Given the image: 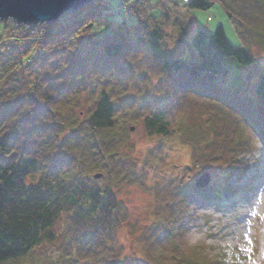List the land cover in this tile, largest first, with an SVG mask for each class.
Here are the masks:
<instances>
[{"label": "trees", "instance_id": "obj_1", "mask_svg": "<svg viewBox=\"0 0 264 264\" xmlns=\"http://www.w3.org/2000/svg\"><path fill=\"white\" fill-rule=\"evenodd\" d=\"M129 1L110 14L106 11L114 5L105 1L86 4L68 25L49 23L41 40L27 26H0V264H28L43 246L53 257L49 264L155 263L147 257L134 262L119 245L125 212L120 190L136 178L135 166L132 169L130 160L120 157V149L128 146L129 130L119 114L124 104L113 98L115 88L124 92L137 88L153 61L164 77L161 94L123 97L130 109L136 99L144 103L140 105L146 113L133 115H143L150 135L173 134V113L185 95L202 99L214 112L207 122L210 127L196 131L198 137L191 131L185 134L201 148L193 156L202 161L201 170L235 172L239 151L228 141L232 137L250 154L251 140L243 139L244 127L257 129L264 139V70L258 81H250L253 94L246 93L243 74L255 64L249 49L244 44L233 47L221 25L213 34L198 27L190 40L186 38L188 16L198 18L200 11L220 5L240 34L264 43V0H183L182 5L153 0L151 6ZM171 11L182 13L173 17ZM114 22L122 27L115 29ZM170 23L175 31L171 35L163 30ZM88 25L93 32L89 38L84 34ZM167 38L175 40L174 51L166 48ZM185 40L187 51L181 46ZM230 59L242 68L238 78H230ZM98 70L106 73L105 82L112 86L91 95L83 85L90 72ZM88 94L89 107L77 112L80 99ZM229 156L234 162H228ZM98 171L104 174L101 179L94 178ZM219 186L213 178L211 190L216 195ZM181 187L172 193L173 203L181 196L191 200L199 191L187 185L183 195L178 193ZM170 211L169 222L157 224L166 228L180 220ZM171 233L166 228L161 236L174 254L171 263L200 264L176 248Z\"/></svg>", "mask_w": 264, "mask_h": 264}, {"label": "rangeland", "instance_id": "obj_2", "mask_svg": "<svg viewBox=\"0 0 264 264\" xmlns=\"http://www.w3.org/2000/svg\"><path fill=\"white\" fill-rule=\"evenodd\" d=\"M102 1L114 5V8L111 11H106V14L118 13L120 7H125V5L120 6L124 0ZM169 1H174L180 5L183 3V0ZM133 2L139 4L145 2L148 6L154 3L153 0H130L128 4L131 5ZM82 9L84 8L62 15L56 21L60 25L59 27H64L63 25H68L72 19H76ZM181 13L176 14V11H171L173 17L175 15L181 16ZM198 16V18L188 16L190 19V22L187 21L188 24L186 22V38L188 40L191 39L198 27L213 34L216 28L221 25L233 47L241 48L244 44V47L249 49L255 64L243 76L245 89L248 90L246 93L253 94L250 92L253 90L250 81H258L264 70V43L250 34H240L236 25L220 5L214 6L209 11H200ZM48 24L39 25L36 32L43 37L38 38V40L46 36ZM1 25L25 26L15 24L12 21L0 23ZM113 26L115 29L122 27L116 22ZM173 26L171 23L164 25V32L169 35L173 34L175 32ZM89 27L91 26L88 25V28L84 29V34L88 35V38L93 35ZM165 45H167L166 48L174 51L175 40L167 38ZM181 46L187 51L189 48L188 41L185 40ZM139 55L144 57L142 52ZM129 61L134 63L132 58ZM228 65L231 66L230 78H238L237 75L241 73L240 70L242 69H239V64L230 59ZM150 68L152 70H148L147 76L139 80L137 88L132 86L126 92L115 88L116 93L113 92L115 101L124 104V108L120 109L119 114L123 118L121 120L127 121L126 127L129 130L125 137L129 143L128 146L120 149V157L129 159L131 164L128 163L132 169V166H135L133 170L135 171L134 178H136L135 181L125 183L120 190L119 198L124 202L125 212L122 216V232L120 231L118 235L121 241L119 245H122V248L125 247V252L132 256L134 262L142 257H147L148 260L154 259V264H172L169 259L172 258L170 255L174 254L169 253L165 239L161 238L165 229L168 228L172 232V236L175 237L176 248L181 250L185 254L184 256L188 255L197 263L264 264V139L261 133L250 127H244L243 139L246 137V139L251 140L252 152L250 154L245 153L248 152L247 146L242 145L238 148V141L230 138L229 145H236V152L239 151L234 158L237 162L233 164L235 172L226 175L221 171L214 174L201 170L202 161H196L197 158L194 160L193 157L199 155L201 148H196L198 145H195V140L189 138L190 136L187 138L185 134L191 131L198 137L197 132H199L200 126L204 128L211 125L207 122L210 120L209 116L214 112H210L202 99L194 96H182L177 105L179 108L175 109L173 113L175 122L171 120L176 129L172 135L167 137L152 136L146 131L143 124V115L146 113L145 106L141 107L142 102L138 104L139 99H136L137 104L135 103L133 108L131 107L132 109L129 107L130 102L123 99L127 93L137 95V97H143V94L149 97L159 96L162 86H164L162 84L164 77L158 75L154 61ZM100 70L103 71L104 69ZM100 70L94 73L90 72L87 82L83 85V87L89 88L91 95L99 94L104 89L110 90L112 86V84L105 82L107 75L101 73ZM134 70L135 68L127 77H132ZM136 70L139 73L142 71L141 67ZM117 77L115 75L114 79ZM127 77L124 81L129 79ZM148 88L151 89V93L149 90L147 91ZM146 95L144 97H148ZM90 99L89 94L88 97L87 95L83 96L80 99V109L76 111H85L90 105ZM215 110L218 111V109ZM137 112H142L143 115L135 118L137 115L134 116L133 114ZM132 127L134 128L133 131H131ZM218 127L219 130H223L220 126ZM226 133L223 130V135L229 138ZM231 139L233 140L231 141ZM230 159L234 162L230 156L228 162ZM186 165L190 167H185ZM239 165H242L241 168ZM97 173L103 174L100 171ZM205 173L210 175L211 181L213 178L218 181L220 185L218 195L214 194L211 186L208 185L198 187L199 191L193 192L191 200H183L184 197L181 196L174 203L171 201V195L176 188L178 190V187L182 186L178 193L184 195V187L187 185L196 186V180ZM218 201H231L232 205L221 209L217 205ZM174 205L176 208H173ZM171 209L174 210L173 216L177 215L180 220L174 223L171 221L165 228L164 224L169 222L168 218L173 213H171ZM158 221L165 222L164 224H157ZM157 237L161 239L160 242L156 241ZM46 250L47 246L41 247L36 252L35 259H30L28 264H49L52 262L53 257L48 255ZM177 251L174 249V252ZM191 264H193L192 261Z\"/></svg>", "mask_w": 264, "mask_h": 264}, {"label": "water", "instance_id": "obj_3", "mask_svg": "<svg viewBox=\"0 0 264 264\" xmlns=\"http://www.w3.org/2000/svg\"><path fill=\"white\" fill-rule=\"evenodd\" d=\"M94 1L102 0H0V23L12 21L25 26L53 23L65 13L78 10ZM133 130L132 127L131 131ZM102 177V173L94 175L95 179ZM210 181V175L205 173L196 180V187H205Z\"/></svg>", "mask_w": 264, "mask_h": 264}, {"label": "built area", "instance_id": "obj_4", "mask_svg": "<svg viewBox=\"0 0 264 264\" xmlns=\"http://www.w3.org/2000/svg\"><path fill=\"white\" fill-rule=\"evenodd\" d=\"M106 13H107V12H106ZM39 25H40V24L33 25V26H27V27L31 29V31H30V32H31V34H33V36H35V35H36V36H39V37L41 38V37H43V36H42V35H40V34H37V32H36V31H37V29L39 28Z\"/></svg>", "mask_w": 264, "mask_h": 264}]
</instances>
